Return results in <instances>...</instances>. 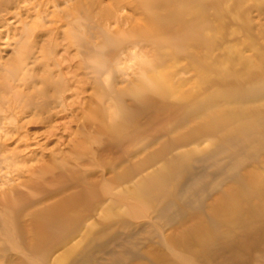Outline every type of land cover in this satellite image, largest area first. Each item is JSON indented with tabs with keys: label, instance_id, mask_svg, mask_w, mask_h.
<instances>
[{
	"label": "rangeland",
	"instance_id": "1",
	"mask_svg": "<svg viewBox=\"0 0 264 264\" xmlns=\"http://www.w3.org/2000/svg\"><path fill=\"white\" fill-rule=\"evenodd\" d=\"M0 264H264V0H0Z\"/></svg>",
	"mask_w": 264,
	"mask_h": 264
},
{
	"label": "bare ground",
	"instance_id": "2",
	"mask_svg": "<svg viewBox=\"0 0 264 264\" xmlns=\"http://www.w3.org/2000/svg\"><path fill=\"white\" fill-rule=\"evenodd\" d=\"M78 198L72 197L67 201L58 203L45 212L40 214L37 220V236L43 239L51 236L52 232L64 226L66 222L73 221L76 217L75 212L67 210L69 206L74 205ZM47 207V206H46Z\"/></svg>",
	"mask_w": 264,
	"mask_h": 264
}]
</instances>
